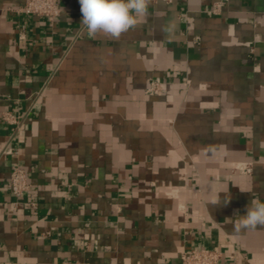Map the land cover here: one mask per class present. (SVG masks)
I'll list each match as a JSON object with an SVG mask.
<instances>
[{
	"label": "crops",
	"instance_id": "1",
	"mask_svg": "<svg viewBox=\"0 0 264 264\" xmlns=\"http://www.w3.org/2000/svg\"><path fill=\"white\" fill-rule=\"evenodd\" d=\"M26 1L0 0V264H264V225L234 228L264 201V0L150 1L118 38Z\"/></svg>",
	"mask_w": 264,
	"mask_h": 264
},
{
	"label": "clouds",
	"instance_id": "2",
	"mask_svg": "<svg viewBox=\"0 0 264 264\" xmlns=\"http://www.w3.org/2000/svg\"><path fill=\"white\" fill-rule=\"evenodd\" d=\"M82 19L80 25L85 34L118 38L134 28L137 17L147 14L150 0H79ZM243 191V190H241ZM218 199L212 203H218ZM264 225V201L251 200L246 214L234 224L236 231Z\"/></svg>",
	"mask_w": 264,
	"mask_h": 264
},
{
	"label": "built area",
	"instance_id": "3",
	"mask_svg": "<svg viewBox=\"0 0 264 264\" xmlns=\"http://www.w3.org/2000/svg\"><path fill=\"white\" fill-rule=\"evenodd\" d=\"M150 1L154 2L157 0ZM227 1H215L208 9V12L213 15H220ZM61 11L59 0H27L16 9L17 13L45 17L51 23L61 14ZM149 92L160 94L162 92V83L156 80L152 81ZM3 119L12 124L15 130H18L21 126L20 117L13 112L3 113ZM243 169L247 174L253 173L254 162H245ZM9 185L17 204L31 188L27 171L21 166L14 167L10 175ZM221 259L222 253L217 249L211 248L187 250L181 255L182 264H221Z\"/></svg>",
	"mask_w": 264,
	"mask_h": 264
}]
</instances>
